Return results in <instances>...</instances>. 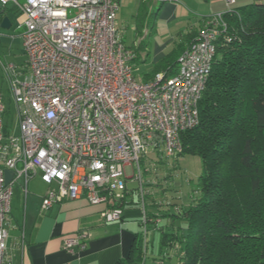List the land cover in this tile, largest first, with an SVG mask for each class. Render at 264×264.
I'll list each match as a JSON object with an SVG mask.
<instances>
[{"label": "built area", "instance_id": "built-area-1", "mask_svg": "<svg viewBox=\"0 0 264 264\" xmlns=\"http://www.w3.org/2000/svg\"><path fill=\"white\" fill-rule=\"evenodd\" d=\"M120 1L0 0L1 8L13 4L24 17L27 56L25 70L14 64L4 67L18 134L6 133L0 92V264H8L14 184L22 179L27 195L37 175L48 186L43 211L66 200L84 199L103 207L106 223L123 219L125 207L134 202L127 179H135L146 246L149 234L161 231L159 216L147 210L141 158L183 152L182 134L200 123L199 104L216 43L222 38L230 43L233 36L227 12L208 16L179 56L175 75L160 71L139 82L134 74L136 54L117 27ZM72 10L79 13L73 15ZM6 170L14 173L9 184ZM90 238V232L80 231L65 238L64 249L83 252Z\"/></svg>", "mask_w": 264, "mask_h": 264}, {"label": "trees", "instance_id": "trees-1", "mask_svg": "<svg viewBox=\"0 0 264 264\" xmlns=\"http://www.w3.org/2000/svg\"><path fill=\"white\" fill-rule=\"evenodd\" d=\"M250 1L225 14L233 40L216 43L200 123L182 134L177 157H199L203 172L197 196L178 208L186 233L161 227L164 246L183 248L179 264H264V0ZM196 35L182 33L187 46L178 44L145 82L160 71L175 75L179 56ZM141 259L136 236L129 255L116 264Z\"/></svg>", "mask_w": 264, "mask_h": 264}, {"label": "crops", "instance_id": "crops-1", "mask_svg": "<svg viewBox=\"0 0 264 264\" xmlns=\"http://www.w3.org/2000/svg\"><path fill=\"white\" fill-rule=\"evenodd\" d=\"M229 10L231 6L225 0H169L164 3L160 0H121L117 19L124 27L123 31L120 30L122 38L126 32L134 40L133 45L126 46L133 49L143 63L156 67L178 44L182 43L183 48L187 46L189 39L182 40V33L197 34L204 18ZM6 17L11 23L8 29L1 26ZM14 17L23 28L24 17L13 4L0 7V28L7 31L12 29ZM7 31H0V40L3 37L7 42L12 41L13 32ZM160 39L162 43H159ZM144 40L155 41V48L151 43L144 45ZM0 63L9 81L4 70L8 64L4 65L1 59ZM23 184L13 187L7 227L8 264H116L119 259L129 255L138 234L137 227L142 229V222L138 219L139 210L134 206L127 205L123 219L116 223H106L101 216L103 207L91 206L84 199L66 200L43 211L41 204L48 186L40 175L30 180L27 195ZM174 228V223L169 224V230ZM80 231L91 234L86 250L76 251L75 254L66 252L65 238ZM112 247L116 249L110 253Z\"/></svg>", "mask_w": 264, "mask_h": 264}, {"label": "rangeland", "instance_id": "rangeland-1", "mask_svg": "<svg viewBox=\"0 0 264 264\" xmlns=\"http://www.w3.org/2000/svg\"><path fill=\"white\" fill-rule=\"evenodd\" d=\"M22 2V0H20ZM250 0H233L231 11L248 5ZM73 15H77L79 10H72ZM14 26L10 30L0 28L1 32H13L12 41H6L3 37L0 40V59L6 64H14L18 70H25L27 56L24 51L23 28L19 26V20L14 17ZM117 27L123 31V25L117 19ZM166 40V39H165ZM6 44H5V42ZM123 41L125 45H133V39L129 34H123ZM160 39L159 43H162ZM12 42V43H11ZM144 45L152 44L155 48V41L144 40ZM11 44V45H10ZM171 44V43H170ZM173 45V42H172ZM139 52V51H136ZM134 65L137 70H134L135 77L139 82H144L145 76L153 74L155 66H148L143 63L141 57H136ZM0 92L3 96V103L5 105V113L3 120L6 126V133L8 135L18 134L19 129L15 120V104L12 91L8 79L3 74V69L0 63ZM15 132V133H14ZM158 156V155H157ZM150 154L141 158L140 173L145 182L146 204L149 213H155L160 217V226L165 228L167 232L171 231L180 234L184 231L186 233L187 225L182 219L177 217L179 206H188L197 196L194 192L199 177L202 175L203 167L202 160L199 157L183 155L175 157H167L165 155L158 156ZM136 175L139 174L137 165L134 166ZM23 180L16 181L15 188ZM127 186L130 190V197L134 198L133 206L139 210V220H142V208L139 203L137 195L139 183L135 179H127ZM126 209H133L127 207ZM168 213L173 217H169ZM167 214V215H166ZM166 215V216H164ZM174 223V229L169 230V224ZM149 228L153 229V225L149 224ZM138 234L137 243L142 244V259L138 260L137 264H179L180 257L183 253L182 246L176 245L173 247L164 246L162 243V235L160 230L153 231L147 238V246L145 238L142 236V229L137 227ZM117 232V231H116ZM139 237V238H138ZM116 248L112 247L110 253L114 252ZM124 259V258H121ZM120 260V259H119Z\"/></svg>", "mask_w": 264, "mask_h": 264}, {"label": "water", "instance_id": "water-1", "mask_svg": "<svg viewBox=\"0 0 264 264\" xmlns=\"http://www.w3.org/2000/svg\"><path fill=\"white\" fill-rule=\"evenodd\" d=\"M1 26L5 29L10 28L11 23L7 17L3 19ZM13 176H14V173L12 171H8V170L5 171V177H6L7 184H9L11 182Z\"/></svg>", "mask_w": 264, "mask_h": 264}]
</instances>
